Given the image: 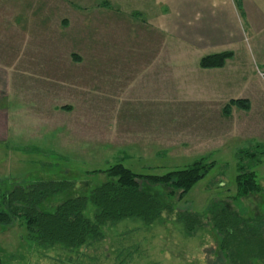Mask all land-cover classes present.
<instances>
[{"label":"rangeland","instance_id":"374dc122","mask_svg":"<svg viewBox=\"0 0 264 264\" xmlns=\"http://www.w3.org/2000/svg\"><path fill=\"white\" fill-rule=\"evenodd\" d=\"M119 2L0 0V62L17 71L21 81L18 102L12 100L16 111L12 108L10 116L11 128H17L16 137L12 138L10 132V141L0 146V196L35 182H70L72 187L43 203L44 210L51 212L65 200L87 196L105 183L106 177L95 172L117 163L135 174L153 176L184 169L202 158L214 166L182 201L178 200L179 192L170 196L171 191L165 187L142 183L144 191L160 197L173 213H163L151 226L137 219L106 225L101 243L78 250L59 246L41 249L28 240L22 221L0 226L2 264H229L219 251V237L210 225L186 236L176 218L179 213L205 218L208 207L218 201L225 202L229 211L242 219L261 218L264 230V34L240 44L235 61L219 73L184 83L193 91H212V104L206 110L213 115L207 123L203 115L196 123L193 115L188 120L184 112L192 108L177 106L178 98L166 99L165 108L159 105L158 116L160 120L161 109L165 110L163 122L174 117L169 110L180 115L173 121L156 123L155 113L149 112H157L156 108L151 103H139L146 101L143 98L137 102L132 99L128 105L126 98H121L125 102L118 108L114 107L117 97L112 94L109 98L107 91H101L100 102L93 106L98 78L107 85L108 75L119 78L157 71L171 86L172 76L182 77L185 68L181 65L194 64L196 54L181 42L149 31L141 15L131 17L136 12H155L157 6L150 0ZM118 46L129 48L116 51ZM193 72L194 76L195 69ZM31 76L56 82L51 96L54 107L73 106V112L63 119L52 114V128L67 126L66 137L53 136L54 146L44 144L43 129L46 119H51L49 111L43 114L46 100H50L40 92L44 91V79L39 82ZM76 79H81L80 91L64 88L65 100L61 101L57 82L71 86ZM47 84L53 88L52 83ZM166 92L172 95L176 90ZM45 97V101L40 100ZM34 100L42 101V105L36 106ZM232 100L247 101L249 110L232 107L230 115L225 116L223 108ZM199 107L197 111L205 113L203 108L208 105ZM244 153H253L255 158L244 161ZM15 157L20 161H11ZM240 165L255 174L261 191L233 199ZM92 214L88 208L87 217Z\"/></svg>","mask_w":264,"mask_h":264},{"label":"trees","instance_id":"16d2710c","mask_svg":"<svg viewBox=\"0 0 264 264\" xmlns=\"http://www.w3.org/2000/svg\"><path fill=\"white\" fill-rule=\"evenodd\" d=\"M231 58V52L206 56L200 59L199 68L221 69ZM232 107L248 111L249 103L232 100L223 108V114L229 116ZM243 155L246 157L244 161L255 158L253 153ZM213 166V163H207L202 158L184 169L153 176L135 174L122 163H117L104 171L95 172L106 177L105 183L94 188L87 196L65 200L51 212L44 210L43 203L72 187L70 182L43 181L27 187L17 186L0 196V226L22 221L28 240L41 249L59 246L65 250H78L101 243L104 240L102 228L106 225L137 219L145 226H151L163 213H173V209L160 197L144 191L142 183L165 187L171 191L170 196L179 192L178 200L182 201ZM237 171L233 199L261 191L254 173L247 172L243 165L238 166ZM88 208L93 210L91 217H87ZM176 218L183 225L186 236H192L205 225H210L219 237V251L229 264H264L261 218L242 219L229 211L227 204L221 201L208 207L205 218L204 215L189 213H179Z\"/></svg>","mask_w":264,"mask_h":264},{"label":"crops","instance_id":"0c3cea01","mask_svg":"<svg viewBox=\"0 0 264 264\" xmlns=\"http://www.w3.org/2000/svg\"><path fill=\"white\" fill-rule=\"evenodd\" d=\"M121 0H108V3L117 2L120 3ZM132 1V0H131ZM141 2L146 0H140ZM153 4L157 6V10L154 12L147 11L144 15L143 13L136 12L133 16L141 15L142 22L145 23L146 27L149 31L155 32L160 36L168 37L175 41L181 42L184 46L191 49L193 54H196V60L194 64L191 62L181 65L185 68V72L181 76H172L171 86L166 85L168 80L164 79L163 76H158V72L156 74H151L149 69H146L145 72L150 74H125L123 76H119V78L108 75V84L106 85L105 80L102 81V78H98V85L96 89L93 91V96L95 98L94 105H97L100 101L101 91H107L108 97L110 98L112 94H114L118 99H115L114 107L123 106V102L126 100V104L128 101H132V99L143 98L146 101L139 100V103L144 104L143 102L153 105V108H156V123H166L167 121H173V118L180 115V113H176L173 109L169 114H173L174 117L172 119H168L163 122V111L161 109V119L159 120V110L158 107L161 105V108H165V100L178 98V104H184L187 108H192V110L184 112L185 116L189 120L190 116L193 115V118H196L197 121H201L200 117L203 115L205 118V123L208 122L210 117L213 115L211 110L207 111L206 109L210 107L212 104L213 96L212 91H193L186 88L184 83L190 82L192 79H198V81L204 80L207 76H212L211 73H219L222 71L224 67L230 63L235 61L237 52L239 51V45L242 44L246 39L255 40L260 39L259 37L264 34V0H150ZM103 3V2H102ZM103 6H106L104 3ZM138 19V18H136ZM147 30V31H148ZM126 34V33H125ZM120 43V42H119ZM129 47L120 48L118 46L116 51L128 49ZM148 48V46L146 47ZM224 52H231L232 58L226 61L224 67L222 69L217 70H201L199 69V61L203 57L220 54ZM77 63L80 60L77 57H73ZM80 64V63H79ZM129 65V64H128ZM197 65V67H196ZM132 66V65H129ZM151 67V65H150ZM193 69H195L196 73L192 74ZM17 71H12L11 67L4 66L0 62V146H6L10 141L11 133L12 138L16 136L17 128H11L10 125V116L16 109L12 105V100L18 102V96L20 91L21 81L17 76ZM194 73V72H193ZM23 75L24 73H19ZM16 75V76H15ZM197 75V76H195ZM27 76V75H23ZM29 77V76H27ZM178 77V79H177ZM194 77V78H193ZM30 78L36 79V81H41L40 76H31ZM27 82V78H24ZM44 79V91H41L44 96H48L50 100L40 99L42 101L46 100L47 105H44L43 114L48 115L47 111H49L50 120L47 118L44 131V144L49 146L53 145V136L55 138L61 136V139L65 136L64 132L67 130V126L63 125L58 128L51 127L52 114L53 112L61 119L63 116L67 117L68 114L73 112V106L61 105L59 107H54L52 104L53 92L56 91V82L52 78H42ZM194 81V80H193ZM23 82V81H22ZM196 81H194L195 83ZM47 83H52L53 88L48 87ZM60 84V98L61 101L65 100L63 95V89L73 87V90L80 91L81 87V79L74 80V84L69 86L66 85L64 81L57 82ZM184 85V86H183ZM37 88V87H35ZM103 89V90H102ZM166 89H175L176 92L172 95H168ZM37 90L34 89V92ZM145 93H144V92ZM37 93V98H39V92ZM120 93L122 94L120 97ZM63 95V96H62ZM69 96V94H68ZM119 97V98H118ZM105 98V97H104ZM125 99L120 100V99ZM37 101V105H42V101ZM20 101V100H19ZM19 103H17L18 105ZM30 104H33L30 102ZM208 107L205 109V113H200L197 109H200V105ZM6 106V107H4ZM183 106V105H182ZM48 107V109H47ZM147 107V106H146ZM145 107V108H146ZM197 112H195V109ZM176 109V107H175ZM233 109V108H232ZM99 111V110H98ZM174 111V113H173ZM16 113V112H15ZM190 114V115H189ZM197 116V117H194ZM154 122V121H153ZM31 130V129H29ZM11 132V133H10ZM58 133V134H55ZM60 133V134H59ZM41 136L38 135L36 137L39 139ZM66 137V136H65ZM29 143V142H28ZM5 160H3L4 162ZM13 162H19L20 158L15 157ZM6 162V161H5Z\"/></svg>","mask_w":264,"mask_h":264}]
</instances>
